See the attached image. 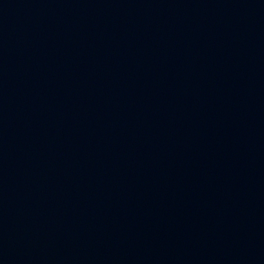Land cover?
I'll return each mask as SVG.
<instances>
[{"label": "water", "instance_id": "obj_1", "mask_svg": "<svg viewBox=\"0 0 264 264\" xmlns=\"http://www.w3.org/2000/svg\"><path fill=\"white\" fill-rule=\"evenodd\" d=\"M0 264H264V0H0Z\"/></svg>", "mask_w": 264, "mask_h": 264}]
</instances>
